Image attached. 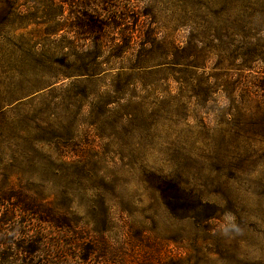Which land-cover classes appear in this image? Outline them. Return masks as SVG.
<instances>
[{
    "label": "rangeland",
    "instance_id": "1",
    "mask_svg": "<svg viewBox=\"0 0 264 264\" xmlns=\"http://www.w3.org/2000/svg\"><path fill=\"white\" fill-rule=\"evenodd\" d=\"M110 1L96 64L0 80V264H264V0Z\"/></svg>",
    "mask_w": 264,
    "mask_h": 264
},
{
    "label": "trees",
    "instance_id": "2",
    "mask_svg": "<svg viewBox=\"0 0 264 264\" xmlns=\"http://www.w3.org/2000/svg\"><path fill=\"white\" fill-rule=\"evenodd\" d=\"M120 8L119 3L110 0H91L84 6L77 0H44L43 3L0 0V80L25 82L37 78L55 79L51 77L49 68L57 77L69 76L52 68L57 63L55 56L59 54L75 64H96L102 53L113 48L109 31L94 33L96 22L93 15L103 17L108 24L117 22L115 25L119 26L128 18L127 10L120 13ZM77 9L84 10L86 14H72ZM40 12L42 16L38 17ZM65 12L67 16L64 17ZM73 22L84 32L67 31ZM101 28H105L103 23H99L98 29ZM135 38L133 32L125 30L119 34L121 43L128 50L136 44ZM45 71H48L47 75ZM177 200L181 203L180 220L194 230L192 236L196 240L202 235L205 241L204 237L212 232L208 223L215 219L214 214L191 195L178 196ZM98 252V249L91 250L94 255Z\"/></svg>",
    "mask_w": 264,
    "mask_h": 264
}]
</instances>
